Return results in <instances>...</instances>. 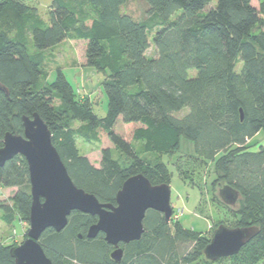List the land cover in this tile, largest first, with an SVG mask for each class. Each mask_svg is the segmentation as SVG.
I'll list each match as a JSON object with an SVG mask.
<instances>
[{"label": "trees", "instance_id": "obj_1", "mask_svg": "<svg viewBox=\"0 0 264 264\" xmlns=\"http://www.w3.org/2000/svg\"><path fill=\"white\" fill-rule=\"evenodd\" d=\"M50 1L43 20L24 0H0V84L6 88H0V147L7 132L23 134L22 116L37 114L72 182L114 205L116 192L132 175L169 184L165 163L147 167L135 142L143 153L162 154L173 152L185 138L205 164L215 161L222 184L240 192L234 227L259 228L238 253L212 262L203 256L206 234L149 209L141 237L120 243L122 256L114 261V246L102 232L86 235L96 216L74 210L62 230L48 228L39 238L52 264H264V146L255 150L247 142L264 133V0H142L143 19L122 10L127 0ZM65 39L85 40L84 65L105 75L103 117L77 97L60 68L47 81L43 50ZM150 44L154 56L146 54ZM118 117L125 137L113 130ZM77 137H107L127 164L108 147L91 162L77 147ZM0 186L17 188L11 199L28 222L24 157L15 155L0 166ZM0 209L10 212L8 206ZM12 246L0 241V264H14Z\"/></svg>", "mask_w": 264, "mask_h": 264}, {"label": "water", "instance_id": "obj_2", "mask_svg": "<svg viewBox=\"0 0 264 264\" xmlns=\"http://www.w3.org/2000/svg\"><path fill=\"white\" fill-rule=\"evenodd\" d=\"M0 88H6L0 84ZM241 118H242V111ZM23 134L7 132L0 147V166L15 155L24 157L29 173L31 205L25 239L10 248L14 264H52L39 243L41 234L48 228L62 230L68 215L78 210L96 216L87 230L93 238L99 232L114 249L111 258L122 256L120 243L138 240L143 233V218L147 210L161 212L166 221L172 214L170 188L167 183L152 184L142 173L125 179L116 192L115 204L102 203L95 195L77 187L51 141L47 125L37 115L22 116ZM219 200L234 207L241 198L240 192L227 183L217 191ZM257 226L228 227L219 224L203 249L206 260L215 261L232 256L257 233ZM81 237V235H78Z\"/></svg>", "mask_w": 264, "mask_h": 264}, {"label": "rangeland", "instance_id": "obj_3", "mask_svg": "<svg viewBox=\"0 0 264 264\" xmlns=\"http://www.w3.org/2000/svg\"><path fill=\"white\" fill-rule=\"evenodd\" d=\"M24 2L35 6L40 18L47 20L50 0H24ZM214 3L215 0H212V4ZM122 10L135 19L145 18V5L142 0H127L122 6ZM84 47L85 40L65 39L59 44L43 50L42 67L48 74V82L54 80L56 69L60 68L66 80L74 88L77 97L81 101L90 102L92 111L98 117H103L107 110V97L101 86L105 75L84 65ZM33 49L31 43L30 50ZM146 54L148 56L155 55L152 44H150ZM189 71L190 73L195 72L193 69ZM184 112L185 110H182L177 115ZM79 125V122H74L75 127ZM113 130L121 136H126L127 129L121 117L116 120ZM247 142H249V147L255 150L260 145L264 146V133H258ZM76 145L81 153L88 154L91 162L98 160L100 149L103 147L110 148L113 157L118 158L123 164L128 162V159L114 147L107 137L101 141L84 140L77 137ZM133 146L135 149L137 148L138 154L143 157L147 167L163 162L168 169L170 206L172 209L169 220H178L183 228L204 233L209 240L212 237L213 229L219 223L228 227L235 226V210L238 204L233 207L234 209H228L219 203L217 191L223 182L219 180L215 172V161L206 159L205 164L193 151V145L190 141L181 138L177 149L162 154L143 153L140 142H135ZM176 164L178 165L176 166ZM179 172H183L187 179H183ZM16 190L15 187L0 186V205L10 208L9 213L0 209V241L11 246L17 245L25 239L29 227L28 222L21 216L12 202L11 197ZM228 263L221 261L218 264Z\"/></svg>", "mask_w": 264, "mask_h": 264}, {"label": "crops", "instance_id": "obj_4", "mask_svg": "<svg viewBox=\"0 0 264 264\" xmlns=\"http://www.w3.org/2000/svg\"><path fill=\"white\" fill-rule=\"evenodd\" d=\"M218 263H219V262H218ZM218 263H217V264H218ZM195 264H197V263H195ZM199 264H203V263H199ZM213 264H215V263H213Z\"/></svg>", "mask_w": 264, "mask_h": 264}, {"label": "flooded vegetation", "instance_id": "obj_5", "mask_svg": "<svg viewBox=\"0 0 264 264\" xmlns=\"http://www.w3.org/2000/svg\"><path fill=\"white\" fill-rule=\"evenodd\" d=\"M120 246V245H119ZM114 249V248H113Z\"/></svg>", "mask_w": 264, "mask_h": 264}]
</instances>
